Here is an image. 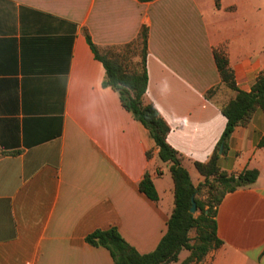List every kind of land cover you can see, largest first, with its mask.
Listing matches in <instances>:
<instances>
[{"label": "crops", "instance_id": "obj_1", "mask_svg": "<svg viewBox=\"0 0 264 264\" xmlns=\"http://www.w3.org/2000/svg\"><path fill=\"white\" fill-rule=\"evenodd\" d=\"M148 28V88L170 126L167 141L195 186L225 129L221 108L264 71V0H0V264H115L86 237L116 227L140 253L156 249L175 207L168 164L149 131L104 86L100 55L142 49ZM140 60V56H137ZM212 91L210 97H207ZM151 152V157L147 152ZM219 167L257 180L223 197V241L201 264H264V111L237 126ZM149 171L159 199L139 189ZM190 251L182 250L181 264Z\"/></svg>", "mask_w": 264, "mask_h": 264}, {"label": "trees", "instance_id": "obj_2", "mask_svg": "<svg viewBox=\"0 0 264 264\" xmlns=\"http://www.w3.org/2000/svg\"><path fill=\"white\" fill-rule=\"evenodd\" d=\"M152 1V0H144ZM220 6V0H216ZM87 39L97 57L104 63L106 76L104 86L115 89L122 104L134 118L139 121L155 141L159 159L168 164L175 185V207L168 221V230L160 243L149 253H140L130 245L119 233L116 227L106 230L98 229L90 233L86 240L93 246L107 248L115 264H168L179 260L182 250L190 251V255L181 264H200L212 250L223 245L217 234V208L226 193L254 183L259 177V170L246 168L238 175L228 173L219 167V150L227 147V140L237 126L247 125L254 112L261 108L264 111V71L259 74L250 91L240 89L235 81L227 54L215 51V60L222 81L237 92L235 98L222 106L221 111L227 123L215 150L207 162L196 161L195 166L204 176V180L195 186L188 170L182 164L181 154L167 141L171 128L160 115L158 109L145 101L148 88V28L143 27L140 33L142 45L139 68L128 72L120 55H100L90 36ZM130 45L126 46L128 48ZM209 91L207 97H210ZM151 157V152H147ZM207 188V198L199 197L202 189ZM139 189L150 199L157 201L159 195L149 171L139 183ZM195 196L197 210L190 212L192 196ZM195 231L192 236L191 232Z\"/></svg>", "mask_w": 264, "mask_h": 264}, {"label": "rangeland", "instance_id": "obj_3", "mask_svg": "<svg viewBox=\"0 0 264 264\" xmlns=\"http://www.w3.org/2000/svg\"><path fill=\"white\" fill-rule=\"evenodd\" d=\"M140 54H141V50L139 51V48L136 45H131L128 48L125 47L121 50L120 58L124 67L128 72H133L139 68L140 60H137V56L138 55L140 56ZM207 195H208L207 188L205 187L200 192L199 197L202 199H206ZM191 234L192 236H194L195 231L193 230Z\"/></svg>", "mask_w": 264, "mask_h": 264}, {"label": "water", "instance_id": "obj_4", "mask_svg": "<svg viewBox=\"0 0 264 264\" xmlns=\"http://www.w3.org/2000/svg\"><path fill=\"white\" fill-rule=\"evenodd\" d=\"M219 153L220 154L223 153V146L220 148ZM196 210H197V204H196V201H195V196L193 195L192 196V205H191V208H190V212L191 213H195Z\"/></svg>", "mask_w": 264, "mask_h": 264}]
</instances>
